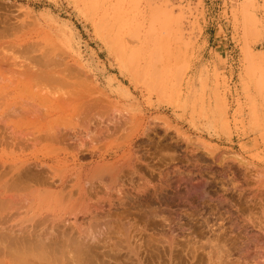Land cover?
<instances>
[{
	"label": "rangeland",
	"instance_id": "1",
	"mask_svg": "<svg viewBox=\"0 0 264 264\" xmlns=\"http://www.w3.org/2000/svg\"><path fill=\"white\" fill-rule=\"evenodd\" d=\"M263 17L264 0H0V19H9L10 29L14 25V28H18L13 29L16 33L11 29L10 36L4 41L25 43L34 48L37 54H54L67 62L73 71L80 68V81L84 82V88H75V91L81 92L79 96L73 97L76 102L70 103L71 108L100 99L101 103L94 113L101 115L102 111L103 114L105 110L98 107L110 101L116 104L117 109L122 108L123 117L126 115V118L130 119V123L115 133V136L94 145L93 150H100L103 155L109 154V161L117 160L129 151L136 157L132 153L134 150L138 151L135 152L137 157L142 155L144 162H147L148 157V171L144 168L145 174L142 169L143 173L131 170L141 179L131 173L129 175L131 174L133 179L129 175L126 176L129 181L123 189H127L129 194H125L128 193L125 190V195L120 197L126 199L120 202V198H112L114 205L116 200L125 204L130 199L127 197H133L135 194L131 199L133 207L138 204L137 210L136 207L131 210L130 207H133L127 202L125 206L130 204L129 209L124 206L123 208L129 212L122 216V207L116 202L115 208L121 211L116 213L118 211L113 208L114 211L112 209L111 212L116 213V216L111 213L109 217L105 213L100 214L101 216L80 217L85 230L82 235L86 234V237L80 238L82 247L78 245L79 238L78 241L74 238L79 235L82 237L81 231L80 234H76L77 231L68 232L65 238L59 231H52L48 223L43 221V226L37 227L41 233L36 228L32 231L33 225L35 227L33 222L39 224V220L23 206H15L12 201L13 206L10 201L8 203V193H4L0 188V221L6 223V229L3 231L4 225L0 224V264H67L69 260L68 264H149L147 256L150 257L151 252L155 251L150 249L152 235L156 234L155 237L158 238L157 243L153 244H156L157 249L163 246L162 239L167 235L172 236V241H180L179 244H182L188 232L181 228L185 226L184 223L191 221L188 215L194 212L193 208L196 213L204 210L209 219L206 215L205 218L209 221V213L214 207L209 201L219 195L224 200L236 201V194L231 190L232 184L241 186L242 183L244 189H248V186L251 188L256 175L261 176L264 183ZM3 50L5 51L0 48V53L18 57L17 53L12 54L11 49ZM140 124L145 129L144 138L141 130V133L135 136ZM106 143L110 146L107 147ZM99 146L103 148L97 150L96 147ZM88 160L86 162H89ZM68 161L69 169L75 167L70 158ZM80 161L78 164L85 162ZM46 165L50 163L47 162ZM168 171L169 173H166ZM181 175L184 177L180 178ZM72 178L69 185L74 182L73 175ZM124 180L123 183L128 179ZM201 182L207 184H202L203 194L193 187ZM128 183L138 190L137 186L145 185L141 186L140 192L137 191L143 196H137L138 193H133L134 191L130 192L132 188L129 190ZM160 188L162 191L156 193ZM261 190H264V187ZM160 192L166 195L165 198L160 197L165 201H152L151 198L160 199ZM101 193L103 195L100 194L99 197L98 194L96 197L100 200L94 198V201L103 203V199L104 203H107L110 194ZM134 198L140 201V204ZM189 202L192 204H189L190 207ZM165 203L169 204L170 211H165ZM5 205H11L13 208ZM14 208L20 209L15 211ZM151 208L159 211V218H150L148 212ZM162 210L163 212H160ZM41 218L43 217L39 219ZM162 218L166 220L165 224L162 223ZM20 220L22 222L18 223ZM152 221L156 223L152 224ZM105 222L114 226L103 229ZM202 223L199 222L200 225ZM117 224H123V227L119 228ZM200 225H196L197 233ZM47 226L49 229L46 231H51L46 235L41 229ZM9 227H13L12 230ZM35 233L36 236L39 235L38 240ZM50 233L54 235L53 237L51 234L52 239L56 237L59 244L63 242L65 245H58L59 249L62 247L59 252H56L58 247L52 244L55 239H49ZM72 233L74 239H71ZM161 233L165 235L163 238ZM180 234L181 237L186 235L181 239L183 242L179 239ZM16 236L20 238H17L18 242ZM27 236L31 237V241L34 237L37 244L32 241L35 244L32 245L31 241L26 240ZM95 236L98 237L97 242ZM89 237H92L91 241ZM62 238L64 241L60 240ZM93 238L95 241H92ZM39 240L42 245L38 243ZM43 240L47 241L44 243ZM87 243L89 248H86ZM252 244H249L251 248L254 247ZM143 248L146 251H143ZM147 249L151 251L147 252ZM53 251L58 253L55 254L57 256L53 255Z\"/></svg>",
	"mask_w": 264,
	"mask_h": 264
},
{
	"label": "bare ground",
	"instance_id": "2",
	"mask_svg": "<svg viewBox=\"0 0 264 264\" xmlns=\"http://www.w3.org/2000/svg\"><path fill=\"white\" fill-rule=\"evenodd\" d=\"M3 19L2 20L0 19V48L2 51H5L3 50L5 48L8 51L9 49H11L12 54L13 53L18 54V55L16 54L18 56L16 57L15 55H11V53H10L11 56H8V55L6 56L0 53V188H1V191L2 190L5 191L4 193H8V197L6 196L7 198H9V200H7L8 203L9 201L10 203L12 201V203L15 206H18V205H20V207L23 206L25 210L32 213L34 218L36 217L39 220L38 222L40 223H42V221L44 223L47 222L48 226H50V228L53 229L52 231L54 230L59 231L58 233L59 234L61 233V236L63 235L62 237L65 236V238L66 236H68L67 234L68 232L71 233L72 231L74 232L77 231L75 233L80 234V231H81V235L83 231L85 232V230H83L84 224L82 220L80 221L81 219L80 217L82 216L84 217V216L89 215L93 217V215H100V214L104 215L105 213H106V216L107 215L109 216V214L111 213L115 215L116 213L121 212L117 210L118 208H115L116 207L115 205L117 203H119L118 206L122 207V212L120 213L122 214V216L124 213H128L129 210H125L124 208L127 207V209H129L128 207L130 206V204L129 206H125V205L127 202H130L132 206L133 199L131 198L135 197V194L133 197L124 196V197H127V199L128 198L130 199H128V201H126L125 204L120 203L121 200H123L121 199L122 196L125 194H129L127 189L125 190L128 193H125L126 191L123 188H126L127 186L125 183L129 181L128 177L129 176L132 177L131 174L133 173L131 172V170L133 171L135 169L136 170L135 172L138 171L141 173L142 172L141 169L144 170L145 168V170L147 169L148 171V157L144 154L147 157L146 158L147 162L146 161L144 162L143 158L141 157L142 155L140 157L139 156L137 157V153L135 152H138V151L133 149L134 151L132 150L133 151L132 153H134L136 157L130 154V151H129L127 155L126 153H124L117 160L109 161L107 160V157L109 156V154L103 155L102 153L99 152L100 147L103 148V146H105L104 142H103L104 143L103 146L96 147V149L99 148L97 149L99 150L98 152L94 151L93 149H94V145L99 144L102 141H108L111 137L115 136V133H117L119 130L123 129L125 125H128L130 123V119L126 118V115H124L125 117H123V114L121 111L122 108H120V110L117 109L116 104L110 101H107L106 104L102 103L100 107H98V109L100 110L102 109L105 110L103 113L104 115L102 114V111H100L101 115L99 113H94V110L96 109V107L99 105V103H101L100 102L101 100L100 99H99L100 101L96 100L95 97L93 98L95 100L90 101V102L88 101L89 103L87 104L82 103V105H80L79 107L73 106L75 108H71V106L69 105L73 104L72 102L74 101L76 102V100H74L73 97L79 96L81 92L78 89L77 90L79 92L75 91V88L77 87L82 88L84 85V82L80 81V77H82L81 76L82 74L79 71L80 68H78L76 71H73L70 68V66H68L67 62H64L62 58H59L54 54L53 55L51 53L50 55L37 54V51L34 48L33 49L32 47L30 48L25 43H17L14 41H11V42L4 41L10 36V30L12 29V31H15L13 29H16L17 26L16 28H14L15 27L14 25V27L10 29V25L8 23L9 19L8 20H3ZM13 50H15V52ZM83 77H85V75ZM83 98H86V97H81V99ZM117 114H118V117H117ZM119 115L122 117H120ZM146 127L148 126L146 125ZM140 130L142 131V133ZM140 133L142 137L144 138L145 129L142 127L141 124L138 125V132L135 134V136ZM142 137L140 136L141 139ZM120 138L121 136H119V139ZM123 138H124V135H123ZM106 146L109 147L110 144L106 143ZM146 150L147 148L145 149V151ZM146 154L148 155V153ZM69 158L71 159V164H73L75 167L77 166L79 167L78 168L73 167L69 169V165H70L68 161ZM134 159H135V162H134ZM170 159L172 160V158ZM80 160L85 161L84 164H78V161ZM86 160H88L89 162H86ZM47 162H49L50 165H46ZM145 170L143 171L144 173L142 172L143 174H145ZM129 173L131 174L129 175ZM166 173H169V171ZM72 175L74 177V182L73 183L71 182L72 184L69 185L70 181L73 180ZM125 177L128 180H126ZM135 177L138 178L137 175H135ZM181 177L183 178L184 175L183 176L181 175L180 178ZM190 177L189 179H191ZM252 177H251V180H253ZM254 177L256 179L253 184L251 183L252 185L248 182V184L251 185V188L248 186V189H244L242 186V183H240L241 186L237 185V183L236 185L234 184L231 185V190L233 191V193L235 192L234 195L236 194V198H237L236 201L234 202H232L233 201L232 199H231L232 201L228 199L224 200L220 198V195L218 196V198L214 200L210 199L211 201H209V198H210L209 197L210 195H209L208 196L209 198L207 199L214 206V207L211 206L212 209H211V212L209 213L210 215L209 221L207 220L209 219L207 216L208 214L204 213L203 212L204 210L197 211L198 213H196L192 206L191 208H193L194 212H192L191 215H188L191 221L184 223L185 226L181 225L183 227L181 229L184 232H188V234L185 233L187 236L184 234L186 236V237L184 236L185 238L182 236L184 238L183 239L184 242H183L181 240L182 239L181 237L182 231H181V234H180L181 238L179 239L183 242L182 244H179L180 241H176V242L172 241V238H171L172 236H168V235L165 236L163 235L164 233H161L162 238L163 236H165L166 238L162 239L163 242L161 241L163 245L160 247L161 250L160 248H158L160 251L155 252L158 249H157L156 244L155 245L153 244L155 242L157 243L158 238L156 239L155 237L156 234L155 236L152 235L153 237L152 239H150L151 240L150 243H152L151 244L152 246L150 247V249H155V251H152L150 255L148 254L150 257L147 256V258H149L148 260H150L149 264L150 263L152 264H264V192H263L264 190H261L264 187V183H263V180L261 179V176L256 175ZM124 178L126 182L123 183ZM225 178H226V175H225ZM138 179H141V178H138ZM185 179L187 180L186 177ZM138 181L140 182V180ZM145 183L146 181L144 182V184ZM193 183L191 184L192 186L194 185ZM123 184H125L124 185L125 187L123 186ZM176 184L177 182L175 183V185ZM202 184L205 185L206 183L201 182V184L194 185L193 187L196 189H199L201 192L202 189H203L202 191H204ZM132 185L134 184L132 183ZM128 186H130V184ZM141 186H137L139 190L140 188L145 187V185L142 187ZM244 187H245V184H244ZM131 188L132 186H130L129 190ZM133 188L132 190H130V192L134 191L133 193L135 192L138 193L137 191L139 190L137 188L136 189H133ZM228 188L230 190V187ZM157 191H162V190L160 188V190H156V193ZM101 192H104L105 194H108V195L110 194L109 199L112 201H113L112 198H114L115 196L118 199L121 197L119 200L120 202L116 200L117 203L115 202V205H114L112 204L114 203V201L111 202L110 200H108L106 195H105V198H107L108 200L107 203L106 201L104 203V200L102 199L104 198L103 196H101L102 197L101 202L103 203L94 201V198H96L98 194L100 197V194H102ZM147 193H148V189H147ZM156 193H154L153 196H155ZM132 194L130 193V195ZM160 194H161L160 196L158 195L159 198L161 196L162 197L166 196V195H163L164 192L163 194L160 192ZM136 195L143 196L140 193ZM149 196L152 197V195H149ZM99 197L96 199L100 200ZM201 197L205 198V196H201ZM134 199L137 200L136 198ZM162 199L160 198L156 200V199L151 198V200L154 202L158 200L162 201ZM129 200H132V202ZM170 200L172 201L171 198ZM2 201L4 204V199ZM138 203L140 204V201H138ZM189 204L191 203L189 202L188 205ZM11 205H5V206L9 207ZM137 205L138 204L136 203L135 204L136 210H137ZM191 205H189V207ZM208 206L210 205L208 204ZM135 207L133 208L130 207V209L135 210ZM113 208H115L118 212L116 211H115L116 213L111 212ZM169 208H170L169 204L165 203V207H164L165 211L167 210L170 211ZM16 209L19 210L20 208L19 209L16 208ZM16 209L14 208L15 211H17ZM151 209L152 210H149L150 212H148V215L150 216V218H152V220L159 218L160 217V215H158L159 211L154 208H151ZM138 211H135V212L137 213ZM144 211H146V209ZM140 212H138L137 214H139ZM160 212H163V210ZM205 215L207 216V219L205 218L206 217ZM177 216L179 215H176V217ZM40 217H43V218L39 219ZM139 217H142V216H139ZM168 218L166 219L168 220ZM8 219L9 217H7V220ZM162 219H163L162 223L164 222L165 224L166 220L164 218ZM200 221L203 222L202 224L204 225L202 224L200 225L199 224ZM20 222L22 221L21 220L18 221V223ZM23 222L25 223V221ZM28 222H30V220ZM4 223L5 222L2 221L0 224H3L4 226L3 225L2 226L5 227L6 223L5 224ZM33 223L35 224V227ZM33 223H32L33 225L32 231H34V228L38 229L37 228L38 226L42 227L44 224V223L38 224L36 222H33ZM107 223L105 222L106 225H104L103 229H105V227L109 229V227L114 226V225L110 226L109 223L108 224ZM115 223L116 222H114V224ZM154 223L156 222H153L152 224ZM36 224L38 225L36 226ZM123 224L122 225L117 224V225L120 226L119 228H122ZM169 224L170 223L168 222V225ZM46 225L47 224H45V226ZM196 225L197 226L200 225L198 228V233H197ZM22 226L24 228V224ZM48 226L46 228L43 227L44 230L43 228L42 229L40 228L41 231L42 232L44 231L45 234L46 233L48 234V232L51 231V229L49 231H46V229L47 230L49 229ZM97 226L99 225L97 224ZM3 227H2V231L3 229H6V227L5 228ZM171 227L173 226L171 225ZM12 228L10 229L12 230ZM10 229L7 230V232H9ZM145 230H146V227H145ZM199 230H202V231L199 232ZM167 231H168V228L166 229V232ZM104 232L105 231H103V233ZM169 232L172 233L170 230ZM75 233L74 235H76ZM51 234L52 233H50V235ZM128 234L130 236V233ZM165 234H168V233H165ZM19 235L21 236V234ZM52 235L49 236V239L50 237L52 241L55 239V241H53L54 243H52L56 245L55 247H58V249H59L58 245H61V246L63 245L62 247H65L63 242L62 244H59L60 242L58 241L59 240L58 237H57L58 242L56 241V237L52 239L54 237V235L53 237ZM71 235H72L71 236V239H72L73 233ZM83 235L82 237H79L80 235L78 237H74L76 238L75 241H78L77 238H79V242H80V238L86 237V234H83ZM35 236H36V233H35ZM37 236L35 238H37L38 240ZM92 237H89L90 241ZM17 238H19V236L18 237L16 236V240ZM30 238L31 237H29L26 240L30 242L31 241ZM40 238L42 237L40 236ZM97 238L98 237L95 236L96 242H97ZM71 239L69 238L68 240L72 242ZM21 240L23 239L21 238ZM37 240L36 239L34 240V237L32 239V241H34L35 243ZM60 240H63V238ZM176 240H178V238ZM32 241L30 243L33 245L34 243ZM43 241L45 243L47 240H43ZM92 241H95L94 238L92 239ZM17 242L15 243V245L17 244ZM29 242L27 244H29ZM39 242L40 240L38 241V243ZM251 243L254 244V247L252 246L253 248L250 247L251 245L249 246V244ZM1 244L2 243H0V245ZM39 244L42 245L43 243L41 242ZM78 245L81 246V242ZM61 246L60 248L62 249ZM83 246L85 247V245ZM87 246L86 248L90 247L89 244ZM9 248L7 247V249ZM96 248L98 247L96 246ZM61 249H59L56 252H59ZM143 251H146V250L144 249ZM149 251L151 250H148L147 252ZM56 252L52 254L54 256H57L55 255V254H58ZM67 254L68 253L66 252V256ZM26 257L27 256H25V258ZM97 257L98 256H96V259ZM142 260L144 259L142 258ZM74 263L75 262H73V264Z\"/></svg>",
	"mask_w": 264,
	"mask_h": 264
},
{
	"label": "crops",
	"instance_id": "3",
	"mask_svg": "<svg viewBox=\"0 0 264 264\" xmlns=\"http://www.w3.org/2000/svg\"><path fill=\"white\" fill-rule=\"evenodd\" d=\"M263 19H264V17H263Z\"/></svg>",
	"mask_w": 264,
	"mask_h": 264
}]
</instances>
